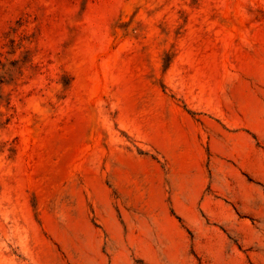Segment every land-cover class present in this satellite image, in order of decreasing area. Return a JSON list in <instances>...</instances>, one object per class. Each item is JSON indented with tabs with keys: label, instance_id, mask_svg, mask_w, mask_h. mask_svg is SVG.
<instances>
[{
	"label": "rangeland",
	"instance_id": "obj_1",
	"mask_svg": "<svg viewBox=\"0 0 264 264\" xmlns=\"http://www.w3.org/2000/svg\"><path fill=\"white\" fill-rule=\"evenodd\" d=\"M0 264H264V0H0Z\"/></svg>",
	"mask_w": 264,
	"mask_h": 264
}]
</instances>
